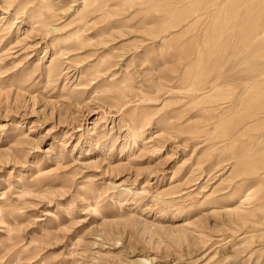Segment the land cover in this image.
<instances>
[{
	"label": "rangeland",
	"instance_id": "374dc122",
	"mask_svg": "<svg viewBox=\"0 0 264 264\" xmlns=\"http://www.w3.org/2000/svg\"><path fill=\"white\" fill-rule=\"evenodd\" d=\"M0 264H264V0H0Z\"/></svg>",
	"mask_w": 264,
	"mask_h": 264
},
{
	"label": "bare ground",
	"instance_id": "6f19581e",
	"mask_svg": "<svg viewBox=\"0 0 264 264\" xmlns=\"http://www.w3.org/2000/svg\"><path fill=\"white\" fill-rule=\"evenodd\" d=\"M66 48L67 49H71V50H74V49H76V48H73V47H68V46H66ZM70 50V51H71ZM247 195V194H246ZM249 196V195H248ZM246 197V198H244V200L245 201H247V200H249V199H251V198H249V197ZM244 200H243V202H244ZM242 202V203H243ZM222 209H227V208H219V207H217V208H213V209H211V211L210 212H213V213H218V212H221L222 211Z\"/></svg>",
	"mask_w": 264,
	"mask_h": 264
}]
</instances>
